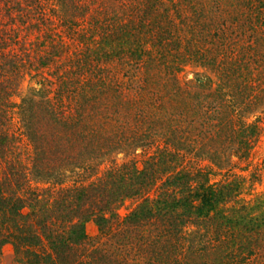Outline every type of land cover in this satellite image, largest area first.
<instances>
[{
	"label": "trees",
	"instance_id": "trees-1",
	"mask_svg": "<svg viewBox=\"0 0 264 264\" xmlns=\"http://www.w3.org/2000/svg\"><path fill=\"white\" fill-rule=\"evenodd\" d=\"M188 66L206 75L182 84ZM263 106L264 0H0V260L264 264V192L210 181L248 157ZM205 146L215 168L187 167ZM137 150L140 168L113 159Z\"/></svg>",
	"mask_w": 264,
	"mask_h": 264
},
{
	"label": "rangeland",
	"instance_id": "rangeland-1",
	"mask_svg": "<svg viewBox=\"0 0 264 264\" xmlns=\"http://www.w3.org/2000/svg\"><path fill=\"white\" fill-rule=\"evenodd\" d=\"M206 74L195 67H186V69L179 75V79L182 84L188 85L189 83H192L194 85L195 80L198 78L204 77ZM211 76V75H210ZM211 78H213L211 76ZM215 84V80L213 79ZM201 82V81H200ZM34 83L25 81L21 90V93L19 94V97L14 98L13 101L16 103L19 102V98L25 95L28 92V88L34 89ZM38 88V87H35ZM14 131L16 132L18 136V144L19 148L18 150L25 154V156H28L31 152V146L26 141V138L23 135V129L18 123V118L16 115L17 109H14ZM247 116V123H252L254 121H257L260 128H261V134L259 135L257 141L254 143V145L251 147V150L249 151L248 157L245 159H237L230 155V150L226 151V154L229 153L228 158V164L222 163L221 170L218 171L217 169H214L212 172L213 174L210 176V181L212 183H218L222 182L224 180L230 179L233 176L240 178L243 180L244 188L245 190L242 192V195L240 198L244 199L245 201L252 200L254 197L262 194L264 192V106L260 107L257 110H254L250 115ZM23 135V136H22ZM222 143V141H221ZM224 146H227L224 144ZM206 147V146H205ZM200 151L199 153L195 154L194 151L187 153L185 155V162L186 166L189 168H197L200 170H203L204 168L213 169L215 167L208 166L209 162L204 157L205 151L209 149V146L206 147V149ZM228 147V146H227ZM217 148V147H216ZM219 149V148H217ZM151 154V152H149ZM147 157L146 154H141L139 150H137L134 154H128L126 156H123L122 154H119L117 156H114L113 159L116 160L117 163L121 164L123 161H133L136 166L139 168L142 166L143 160ZM25 164H29V161H25ZM108 164H104L103 167L100 168V170L97 169L96 176H99L100 172H102L105 168H107ZM83 165L81 166H65L63 167L64 173L62 176L63 179V186H72L75 184H84L85 177H88V172H85L83 175L78 176L79 173L82 172ZM96 176H93L94 179ZM88 181V180H87ZM74 184V185H75ZM38 188H46L48 185L39 184L37 185ZM52 186V185H51ZM50 185L48 187L52 188ZM153 193V192H152ZM151 193V196H152ZM136 205V200H127L124 202L122 207L118 210V214L123 217L125 216L131 209L134 208ZM86 233L90 238H96L98 236L97 228L94 226L93 223L89 222L86 224ZM188 242V241H187ZM194 242L187 243L188 247L190 248L191 245ZM0 264H16L13 259V250L12 247L9 245H6L2 248V257L0 260Z\"/></svg>",
	"mask_w": 264,
	"mask_h": 264
}]
</instances>
